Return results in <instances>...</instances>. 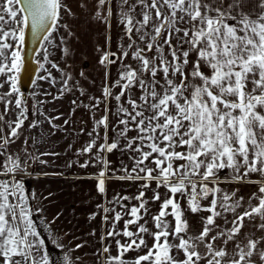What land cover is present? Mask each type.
<instances>
[{"label": "snow or ice", "instance_id": "obj_1", "mask_svg": "<svg viewBox=\"0 0 264 264\" xmlns=\"http://www.w3.org/2000/svg\"><path fill=\"white\" fill-rule=\"evenodd\" d=\"M79 8L69 0H0V89L8 86L0 94V264H80L73 253L83 247L51 258L24 181L16 178L46 161L28 150L27 139L23 156L7 153L30 111L43 117L30 129L47 122L70 134L54 123L61 116L46 113L47 101L31 93L30 108L21 91L29 51L42 54L43 74L32 83L59 85L52 101L79 93L72 112L82 109L91 128L81 122L87 139L75 155L86 159L76 163L99 169L90 177L97 192L107 197L109 180L138 185L133 195L117 193L108 206L97 205L111 225L100 237L103 264H264V0H79ZM72 24L83 35L93 25L106 28L107 50L96 47L104 69L99 96L52 55L68 57L70 38H81ZM27 35L39 49H26ZM79 76L87 79L83 71ZM13 111L16 118L6 120ZM117 153L115 168L110 157ZM242 184L256 191L242 195ZM52 243L64 249L59 239Z\"/></svg>", "mask_w": 264, "mask_h": 264}, {"label": "crops", "instance_id": "obj_2", "mask_svg": "<svg viewBox=\"0 0 264 264\" xmlns=\"http://www.w3.org/2000/svg\"><path fill=\"white\" fill-rule=\"evenodd\" d=\"M69 3L74 11L80 13L79 0H69ZM68 22L71 23L70 18ZM72 27L75 32L79 28L77 24H72ZM80 34L81 39L79 40L70 38V55L60 59V64L61 67H65L67 71L72 73L76 80L80 81L83 87L89 91V94L99 96L100 86L104 80V69L98 63L100 53L96 51V47L99 45L107 50L106 28L103 25H93L87 36L83 35L81 30ZM110 35L113 42L112 49L115 50V44L119 40V27L116 22L112 23ZM81 71L85 73L87 79L80 78L79 73ZM112 72L115 76L116 70L113 69ZM38 74L37 71L34 80ZM53 74L59 76L56 72H53ZM58 88L59 85L52 87L48 82L43 81L36 85L34 91L30 88L27 99L30 107L35 102L31 93L37 94L36 99L47 101L43 105L46 113L51 116H61V119L55 120L54 123L67 129L70 134H66L65 131H56L47 122H42L34 130L30 129L28 124L32 121L29 122L28 119L17 139L18 143L21 141V145L16 146L15 142L7 149V153L23 156L25 148L23 141L27 139L28 150L33 155L38 156L39 159L46 161L44 164L38 162L32 164L28 168L30 175L19 174L16 178L24 181L25 192L31 197L29 204L31 209L35 210L33 212L34 223L37 231L41 234V238L45 239L46 249L50 251L53 260H61L64 252L68 251L69 248H74L75 244L79 243L83 247L74 251L73 257H79L80 264H103V256H97L98 251L105 246L100 237L105 234L106 230L111 228V225L104 223V213L97 208V205L108 206V201L117 193L133 195L137 192L138 185L134 186L132 182L109 180L107 183V197L97 192L96 180L90 177L97 173L99 169L91 166L80 168L76 162L83 163L86 157L80 158L75 155V149L80 147L87 139L79 132L81 122H85L84 126L90 130L91 121L82 109L72 112L74 106L71 101L79 96L78 92L75 94L68 93L60 100L52 101V96L57 94ZM7 91L8 86L4 85L0 89V94ZM44 93H50L51 95L45 96ZM12 99L14 100L15 97H12ZM0 114H3L2 103H0ZM5 118L12 121L16 118V115L14 111L9 112ZM37 118L43 121V117L37 116ZM37 118L32 117V120ZM65 119L69 121L68 125L64 124ZM37 132L38 136L42 137L40 141L43 140V145L40 143L39 147H34L33 143L29 141L28 135ZM6 133L7 128H5ZM69 144L73 145L71 149L68 147ZM41 153H58L59 155H40ZM110 159L113 167L118 168L121 162L119 153L111 156ZM70 162L72 163L71 167H69ZM124 162L128 163L126 157ZM4 178L0 176V179ZM253 179H259V177L254 176ZM222 187L227 189L232 186L222 185ZM161 191L164 190L161 189ZM253 191H256L255 185H240L242 195L247 196ZM147 195L150 197L151 192ZM151 206L156 207L154 204ZM37 208H41L43 211L37 213ZM92 212L98 214L96 219L89 221L88 216ZM122 228L123 222L119 224V229ZM53 238H57L63 243V250L53 245ZM108 243L112 247L111 254L115 255L114 240L109 238ZM136 254L133 252L126 255L131 259Z\"/></svg>", "mask_w": 264, "mask_h": 264}, {"label": "water", "instance_id": "obj_3", "mask_svg": "<svg viewBox=\"0 0 264 264\" xmlns=\"http://www.w3.org/2000/svg\"><path fill=\"white\" fill-rule=\"evenodd\" d=\"M40 45L38 43H33L31 41L30 35H27V43H26V49H39ZM35 54L36 52H27L26 54V67L27 71L21 73V80L19 82V86L21 88V91L25 94V96H28V93L30 91L32 81L34 80L36 73L39 68V64L37 63V60H35Z\"/></svg>", "mask_w": 264, "mask_h": 264}, {"label": "rangeland", "instance_id": "obj_4", "mask_svg": "<svg viewBox=\"0 0 264 264\" xmlns=\"http://www.w3.org/2000/svg\"><path fill=\"white\" fill-rule=\"evenodd\" d=\"M76 33H77V35H79L80 37H81V34H80V30H79V28H78V30L76 29ZM87 36V35H86ZM81 39V38H80ZM86 46H87V44H85ZM60 54V53H59ZM59 54H58V52H55V51H53L52 52V55L54 56V57H56V60H55V62H58V63H60V56H59ZM41 53H39V52H36V54H35V60H40V58H41ZM53 72H55V71H53ZM38 76L39 75H41V73H42V71H38ZM57 75H59V74H57ZM37 76V77H38ZM37 77H36V79H37ZM57 78H59V76L57 77ZM4 77H0V82L1 83H4ZM35 79V80H36ZM42 83L43 81H37V83L38 84H33L32 86H31V89H32V91H34L35 90V88H36V85H39L40 83ZM4 85H7L6 83L4 84ZM31 108V107H30ZM32 117L33 118H37V116L35 115V114H33L31 111H30V113H29V122H30V120L32 121ZM37 119H39V118H37ZM34 130V129H33ZM41 138L42 137H39L38 136V132L36 133V134H29L28 135V139H29V141L31 142V143H33L34 141H36V143H33V145H34V147H36V146H38L39 147V145H40V143L43 145V140L42 141H40L41 140ZM48 138H49V136H48ZM20 143H21V141H19ZM20 143H18V141H16V146H18V144L19 145H21ZM30 197V196H29ZM30 199H31V197H30ZM29 199V200H30ZM35 210L34 209H32V212H34ZM51 258H52V256H51ZM53 259V258H52Z\"/></svg>", "mask_w": 264, "mask_h": 264}]
</instances>
